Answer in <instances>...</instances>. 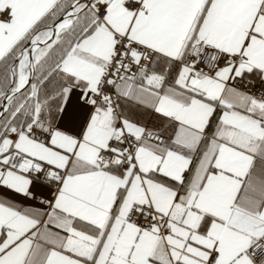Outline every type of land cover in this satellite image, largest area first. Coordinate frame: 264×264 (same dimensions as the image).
I'll return each instance as SVG.
<instances>
[{"label": "snow or ice", "instance_id": "obj_1", "mask_svg": "<svg viewBox=\"0 0 264 264\" xmlns=\"http://www.w3.org/2000/svg\"><path fill=\"white\" fill-rule=\"evenodd\" d=\"M0 264H264V0H0Z\"/></svg>", "mask_w": 264, "mask_h": 264}]
</instances>
